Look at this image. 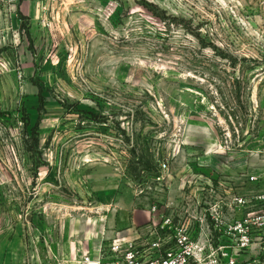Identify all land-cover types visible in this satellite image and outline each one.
Segmentation results:
<instances>
[{
    "label": "rangeland",
    "instance_id": "374dc122",
    "mask_svg": "<svg viewBox=\"0 0 264 264\" xmlns=\"http://www.w3.org/2000/svg\"><path fill=\"white\" fill-rule=\"evenodd\" d=\"M75 2L11 22L27 49L0 70V254L7 225L40 239L52 201L79 242L102 217L193 205L203 179L264 174V0Z\"/></svg>",
    "mask_w": 264,
    "mask_h": 264
},
{
    "label": "built area",
    "instance_id": "2783aa9c",
    "mask_svg": "<svg viewBox=\"0 0 264 264\" xmlns=\"http://www.w3.org/2000/svg\"><path fill=\"white\" fill-rule=\"evenodd\" d=\"M75 1L0 0V11L17 15L23 3L32 2L44 23ZM203 182L207 189L193 205L153 206L152 222L140 226L143 234L137 239H105L95 256L83 255L71 264H264V174L246 176L245 191L224 175Z\"/></svg>",
    "mask_w": 264,
    "mask_h": 264
},
{
    "label": "crops",
    "instance_id": "0c3cea01",
    "mask_svg": "<svg viewBox=\"0 0 264 264\" xmlns=\"http://www.w3.org/2000/svg\"><path fill=\"white\" fill-rule=\"evenodd\" d=\"M80 1L82 0L76 2ZM73 3L69 2L68 4L73 5ZM62 7L59 8L58 13ZM33 8L38 11L35 3L25 2L22 4L20 12H22L23 9L32 12ZM58 13L56 14L57 16ZM16 21H18L17 15H9L0 11V48H4V46L9 47L7 51L0 54L1 71L7 69L5 64V54L11 55L12 52H15L16 55L18 54L16 58L17 61L15 62L22 64L24 61V51L27 49L26 43L21 42L18 47L10 45L12 38L15 39L16 36L20 34L12 30V28L10 29L11 22H14L13 26H17L18 23ZM11 48H13L14 51L10 50ZM22 81L25 80H21V88L27 91L29 90L31 98L35 100L38 93V87L31 84L29 88L28 85L24 84L25 82ZM27 166L28 164L25 165V171ZM37 169L39 172V179L42 183L45 182V184H47V182H49L48 180L54 177L52 174L54 172L53 169H45L43 165H40ZM244 178L238 183L233 178L234 184L237 187L240 186V191L248 189L247 185L243 186L242 184ZM45 184L41 186L39 192L41 196L43 195L52 198L55 195V192L53 190H45ZM106 197L110 196H105V198ZM129 207L130 206L114 207V211L118 209L124 211ZM36 212L39 215L36 217L39 221H37L35 231H38L36 234L37 236L39 235L40 239L36 238L35 241L30 239L29 235L32 234L33 230L29 228L23 232V229H18L19 227L15 224L7 225L6 230L10 232L11 241L9 244L7 242L4 244L5 252L0 254V264H46L49 261H53V264L56 263L54 261H59L61 264H71L73 260H78V258L83 255L95 256L98 247L105 239L116 237H122L127 240L137 239L143 234V230L139 224H141V222H144V224L151 223L153 219L150 210H131L129 215L125 214L122 216L121 214L122 224H117L111 216L106 219L102 217L98 219L97 223H94L91 229L87 231L84 230V241L78 242L72 237L74 229L69 226L64 229V233L61 236L57 208L53 201L50 205L47 204L41 206ZM20 233L23 234V236Z\"/></svg>",
    "mask_w": 264,
    "mask_h": 264
},
{
    "label": "trees",
    "instance_id": "16d2710c",
    "mask_svg": "<svg viewBox=\"0 0 264 264\" xmlns=\"http://www.w3.org/2000/svg\"><path fill=\"white\" fill-rule=\"evenodd\" d=\"M37 87L40 89V86L39 85H37Z\"/></svg>",
    "mask_w": 264,
    "mask_h": 264
}]
</instances>
